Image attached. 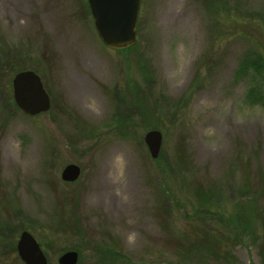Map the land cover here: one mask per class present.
Instances as JSON below:
<instances>
[{
	"label": "rangeland",
	"instance_id": "obj_1",
	"mask_svg": "<svg viewBox=\"0 0 264 264\" xmlns=\"http://www.w3.org/2000/svg\"><path fill=\"white\" fill-rule=\"evenodd\" d=\"M260 42L264 0H141L123 51L88 0H0V264H24L23 232L48 264H264V105L247 99L264 79L241 69ZM27 70L46 113L15 104Z\"/></svg>",
	"mask_w": 264,
	"mask_h": 264
},
{
	"label": "water",
	"instance_id": "obj_2",
	"mask_svg": "<svg viewBox=\"0 0 264 264\" xmlns=\"http://www.w3.org/2000/svg\"><path fill=\"white\" fill-rule=\"evenodd\" d=\"M96 32L109 49L123 51L137 43V26L141 0H88ZM13 95L17 108L24 114L36 116L51 108V99L40 76L34 71H23L13 79ZM145 143L153 159L159 157L163 135L152 130L145 136ZM81 175L77 165L70 164L62 172V180L75 182ZM17 253L24 264H48V259L38 241L23 232L17 243ZM79 255L69 251L59 259V264H77Z\"/></svg>",
	"mask_w": 264,
	"mask_h": 264
},
{
	"label": "trees",
	"instance_id": "obj_3",
	"mask_svg": "<svg viewBox=\"0 0 264 264\" xmlns=\"http://www.w3.org/2000/svg\"><path fill=\"white\" fill-rule=\"evenodd\" d=\"M249 38H251V37H249ZM259 45L264 46V43L260 42ZM263 49H264V47H263ZM241 69L244 72L248 73L256 81H257V79H259V80L264 79V56L258 51H255V50L251 51V53L247 57H245V60L242 63ZM260 93L264 94V87L263 86L260 87V85L257 84L250 89V91L248 92V95H247V99L249 101H251L253 104L264 105V95H263V97H261ZM248 190L250 191L249 187H248ZM199 193H200L201 197H204V194L202 192H199ZM208 210H207V208L201 209L200 211L197 210V212H198L197 218L199 220H203V219H206V217H209V215H208L209 211ZM253 218H254V220H257L256 214H254V212H252V215L247 218L246 223H249L251 226L253 224H256L255 221H254V223H251ZM255 235H257L256 238L258 237L260 240L259 244L261 246V251H262L261 257L264 259V236L260 237L259 234H257V233H255Z\"/></svg>",
	"mask_w": 264,
	"mask_h": 264
}]
</instances>
